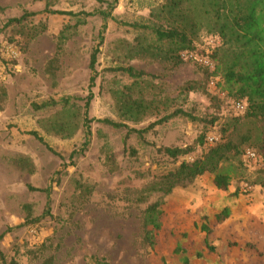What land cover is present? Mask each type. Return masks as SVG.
I'll list each match as a JSON object with an SVG mask.
<instances>
[{
	"label": "rangeland",
	"instance_id": "374dc122",
	"mask_svg": "<svg viewBox=\"0 0 264 264\" xmlns=\"http://www.w3.org/2000/svg\"><path fill=\"white\" fill-rule=\"evenodd\" d=\"M160 3L53 0L48 9L76 15L69 17L46 14L39 0H0V264H92L93 258L110 264H264L260 155L242 158L227 191L217 190L209 174L175 189L164 199L154 247L142 241L143 211L160 195L147 204L137 198L176 167L156 151L190 147L186 158L192 160L201 154L200 137L208 146L209 139L236 142L246 129L233 127L241 112L214 74L217 37L201 32L194 52L183 53L177 67L137 53L139 37L153 39L142 27L157 24L150 9ZM25 13L35 16L24 27H5ZM79 20L84 24L67 31L69 40L57 56L59 34ZM39 25L44 31L35 39L20 35ZM96 46L97 74L90 88L89 56ZM120 68L148 77L134 85ZM90 92L88 134L83 113ZM126 95L149 106L137 122L121 110ZM64 99H70L69 109ZM48 103L55 105L36 109ZM176 111L195 120L176 116L163 122ZM106 119L136 131L155 125L143 139L129 135L127 145L137 158L124 152L127 130L98 122ZM62 122L69 123V136L52 130ZM29 132H37L51 151ZM109 154L119 167L114 173ZM224 209L229 218L219 224L215 219Z\"/></svg>",
	"mask_w": 264,
	"mask_h": 264
},
{
	"label": "trees",
	"instance_id": "16d2710c",
	"mask_svg": "<svg viewBox=\"0 0 264 264\" xmlns=\"http://www.w3.org/2000/svg\"><path fill=\"white\" fill-rule=\"evenodd\" d=\"M39 1L45 3L46 14L76 16L71 12L49 10L53 0ZM2 11L3 9L0 7V13ZM150 11V17L157 20V24L142 27V29L149 31L153 39L148 40L145 36L139 37L136 45L137 53L177 67L184 62L183 53L194 52V42L201 32L217 37L219 45L211 55L216 61L214 74L220 75L234 102L244 105L241 117L235 120L233 127L246 125L245 132L238 137L236 142L231 139H218L208 146L205 144L204 136L200 137L198 144L202 149L201 154L192 160L186 158L193 151L190 147L163 148L156 151L167 164L176 165V167L173 171L159 176L156 181L146 186L137 198L138 202L147 204L149 197L154 194L160 195L159 200L146 205L141 219L142 241L149 248H153L156 236L162 229L164 199L170 196L175 189L191 185L197 179L209 174L213 176V184L217 190L227 191L236 172L243 166L242 158L246 156V149L254 152L257 158L259 155L262 156L264 163V0H161L160 5L151 7ZM34 16L35 14L25 13L20 18L10 19L5 27L16 25L20 29L24 27L30 17ZM108 18L109 15L103 16L104 20ZM83 24L84 20H79L74 27H66L59 34L57 56L64 43L69 40L67 31L76 29ZM134 28L138 29L137 26ZM43 31L44 28L39 25L25 33L21 32L20 35L26 36L28 41L35 39ZM102 42L103 37L100 32L98 46ZM98 46L91 50L89 56L90 88L93 87L96 80ZM118 71L132 79L134 85L148 77L144 72L136 71L133 68H120ZM51 77L53 78V75ZM92 98L93 95L90 92L84 104L83 128L88 134L89 125L92 122L88 119V109ZM62 104L64 108L68 109L72 106L70 99H64ZM54 105L55 103L43 104L36 109ZM148 108L149 106L144 102L133 100L127 96V100L123 99L122 101L121 110L124 115L137 122L141 115L148 112ZM176 116L187 117L191 121L195 120L182 111H176L163 122ZM98 122L115 129L125 128L127 130L123 141L124 152L131 158H137V153L127 145L129 135L136 134L138 139H143L142 136L155 126L151 125L147 129L136 131L107 119ZM69 128V123L66 122L52 125V130L65 136H69ZM27 134L46 146L37 132ZM84 145H88L87 142ZM46 148L51 151L47 146ZM72 156L73 154L70 158ZM106 160L110 173L118 171L119 167L111 154L106 157ZM262 175H264V168ZM29 190L39 191L33 188H29ZM228 218L229 210L224 209L221 214L216 216L215 220L221 224ZM202 230L208 232L206 227H202ZM92 264L110 263L103 258H93Z\"/></svg>",
	"mask_w": 264,
	"mask_h": 264
},
{
	"label": "built area",
	"instance_id": "2783aa9c",
	"mask_svg": "<svg viewBox=\"0 0 264 264\" xmlns=\"http://www.w3.org/2000/svg\"><path fill=\"white\" fill-rule=\"evenodd\" d=\"M8 53L13 55V56L15 54L13 52V50H9V49H8ZM234 107H235V110H237L239 112H243V110H244V105L241 104V103H235ZM209 141H210L211 144H213L214 142H216V139H215V141H214V139H209ZM246 157L249 158V159H255L256 155L252 151H247Z\"/></svg>",
	"mask_w": 264,
	"mask_h": 264
}]
</instances>
